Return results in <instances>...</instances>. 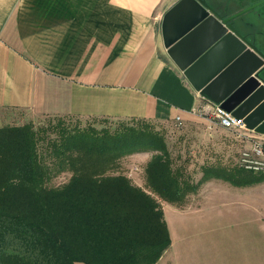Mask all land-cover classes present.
<instances>
[{
	"label": "trees",
	"instance_id": "obj_1",
	"mask_svg": "<svg viewBox=\"0 0 264 264\" xmlns=\"http://www.w3.org/2000/svg\"><path fill=\"white\" fill-rule=\"evenodd\" d=\"M73 117L0 128V264H155L171 239L153 195L181 205L209 180L253 183L220 165H205L194 182L174 167L152 121L94 118L112 122L97 128L73 125ZM140 152L155 153L148 190L119 171L123 158ZM66 173L67 182L51 185Z\"/></svg>",
	"mask_w": 264,
	"mask_h": 264
},
{
	"label": "crops",
	"instance_id": "obj_2",
	"mask_svg": "<svg viewBox=\"0 0 264 264\" xmlns=\"http://www.w3.org/2000/svg\"><path fill=\"white\" fill-rule=\"evenodd\" d=\"M179 1L0 0V128L23 115L180 117L184 127L229 131L197 114L209 99L181 70L188 48L175 58L166 46L164 17Z\"/></svg>",
	"mask_w": 264,
	"mask_h": 264
},
{
	"label": "rangeland",
	"instance_id": "obj_3",
	"mask_svg": "<svg viewBox=\"0 0 264 264\" xmlns=\"http://www.w3.org/2000/svg\"><path fill=\"white\" fill-rule=\"evenodd\" d=\"M51 120L56 122L49 117L23 115L14 120L13 126L25 123L47 126ZM71 121L73 125L92 124L97 128L112 123L77 117ZM151 123L165 135L174 167H183L194 182L200 180L205 165L239 169L241 177L253 181L238 187L224 180H209L196 193L189 194L181 205L153 195L163 208L171 239L170 246L155 264H264V173L239 168L240 153L246 146L239 133H213L207 127H184L178 122ZM154 155V152H140L127 156L120 161L119 171L135 185L148 190L145 169ZM70 176V173L62 174L51 185H62Z\"/></svg>",
	"mask_w": 264,
	"mask_h": 264
},
{
	"label": "water",
	"instance_id": "obj_4",
	"mask_svg": "<svg viewBox=\"0 0 264 264\" xmlns=\"http://www.w3.org/2000/svg\"><path fill=\"white\" fill-rule=\"evenodd\" d=\"M242 13L228 17L205 0H180L165 15L163 34L172 57L182 47L188 48L178 62L203 97L244 119L248 129L264 134V114L253 121L257 113H264V79L260 75L264 53L242 35L249 26ZM227 81L230 84L223 90Z\"/></svg>",
	"mask_w": 264,
	"mask_h": 264
},
{
	"label": "built area",
	"instance_id": "obj_5",
	"mask_svg": "<svg viewBox=\"0 0 264 264\" xmlns=\"http://www.w3.org/2000/svg\"><path fill=\"white\" fill-rule=\"evenodd\" d=\"M200 93V92H199ZM200 96V94H199ZM197 114L223 129L239 133L246 144L238 160L241 169L251 173H264V135L247 128L244 119L236 118L232 112L210 100L197 110ZM179 123L181 118L177 117Z\"/></svg>",
	"mask_w": 264,
	"mask_h": 264
},
{
	"label": "flooded vegetation",
	"instance_id": "obj_6",
	"mask_svg": "<svg viewBox=\"0 0 264 264\" xmlns=\"http://www.w3.org/2000/svg\"><path fill=\"white\" fill-rule=\"evenodd\" d=\"M209 6L224 16H233L242 13L241 17L249 24L246 30L241 31L245 39L259 48L264 49V3L254 9L252 6L264 0H205ZM248 10V11H247ZM263 52V51H262Z\"/></svg>",
	"mask_w": 264,
	"mask_h": 264
}]
</instances>
